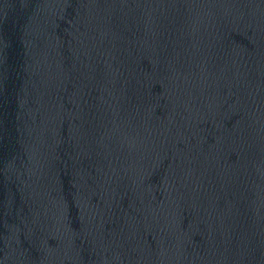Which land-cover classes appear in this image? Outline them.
Returning a JSON list of instances; mask_svg holds the SVG:
<instances>
[{
  "label": "water",
  "instance_id": "water-1",
  "mask_svg": "<svg viewBox=\"0 0 264 264\" xmlns=\"http://www.w3.org/2000/svg\"><path fill=\"white\" fill-rule=\"evenodd\" d=\"M0 264H264V0H0Z\"/></svg>",
  "mask_w": 264,
  "mask_h": 264
}]
</instances>
